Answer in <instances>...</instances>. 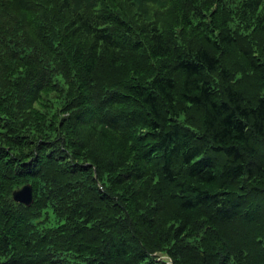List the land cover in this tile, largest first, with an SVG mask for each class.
Returning <instances> with one entry per match:
<instances>
[{
  "label": "trees",
  "instance_id": "obj_1",
  "mask_svg": "<svg viewBox=\"0 0 264 264\" xmlns=\"http://www.w3.org/2000/svg\"><path fill=\"white\" fill-rule=\"evenodd\" d=\"M0 264H264V0H0Z\"/></svg>",
  "mask_w": 264,
  "mask_h": 264
},
{
  "label": "water",
  "instance_id": "obj_2",
  "mask_svg": "<svg viewBox=\"0 0 264 264\" xmlns=\"http://www.w3.org/2000/svg\"><path fill=\"white\" fill-rule=\"evenodd\" d=\"M13 198L15 201L25 204L26 206H31L34 203V191L33 185L27 183L13 192Z\"/></svg>",
  "mask_w": 264,
  "mask_h": 264
}]
</instances>
